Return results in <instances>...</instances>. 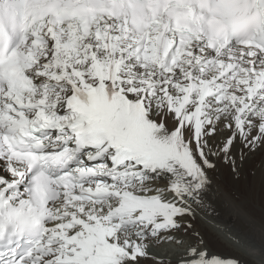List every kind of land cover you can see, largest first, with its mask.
I'll use <instances>...</instances> for the list:
<instances>
[{
  "label": "snow or ice",
  "instance_id": "obj_1",
  "mask_svg": "<svg viewBox=\"0 0 264 264\" xmlns=\"http://www.w3.org/2000/svg\"><path fill=\"white\" fill-rule=\"evenodd\" d=\"M240 185L264 0H0V264H264Z\"/></svg>",
  "mask_w": 264,
  "mask_h": 264
},
{
  "label": "bare ground",
  "instance_id": "obj_2",
  "mask_svg": "<svg viewBox=\"0 0 264 264\" xmlns=\"http://www.w3.org/2000/svg\"><path fill=\"white\" fill-rule=\"evenodd\" d=\"M228 190L232 191L233 189L229 186ZM235 191L238 201L234 206L219 209L221 220L226 223L239 222L246 218L245 214L254 215L258 220L264 219V200H261L257 195H253L243 185H240Z\"/></svg>",
  "mask_w": 264,
  "mask_h": 264
}]
</instances>
